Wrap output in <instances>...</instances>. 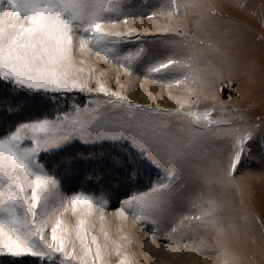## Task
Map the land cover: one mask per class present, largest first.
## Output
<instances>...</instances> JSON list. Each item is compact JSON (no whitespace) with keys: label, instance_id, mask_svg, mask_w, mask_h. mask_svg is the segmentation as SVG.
<instances>
[{"label":"rangeland","instance_id":"rangeland-1","mask_svg":"<svg viewBox=\"0 0 264 264\" xmlns=\"http://www.w3.org/2000/svg\"><path fill=\"white\" fill-rule=\"evenodd\" d=\"M81 2L86 16L98 12L105 20L104 30L123 34L125 42L117 41V62L113 57L105 59L103 53L97 56L91 44L80 50V34H75L73 75L93 93L103 84L107 91L123 97L124 103L110 101L104 94L74 91L68 93L73 95V102L65 111L71 106H87L89 113L98 111L114 119L142 117L166 125L167 134L185 145V158L168 181L178 190L172 214L157 223H153L150 210L142 211L140 204L126 201L163 180V169H157L158 179L114 201L73 193L39 161L41 170L59 181L52 194L58 210L48 222V242L52 243L50 230L57 219L71 230L73 238L78 221L84 219L101 246L107 245L103 264H120L122 260L125 264H221L225 247L238 264H264V0ZM0 6L8 10L7 0H0ZM125 17L127 23L120 22ZM125 56L131 59L125 60ZM167 59H178L191 67L173 66L150 74L152 67ZM122 64H130L131 71ZM182 74L189 78L183 80ZM176 79H182L179 86L174 83ZM128 104L139 108H128ZM206 109H215L207 119L231 121L253 133L230 183L218 179L216 161L226 158L227 147L214 124L203 127ZM181 112L184 114H175ZM202 176L207 177V183ZM73 194L91 197V207L78 204L74 214L67 199ZM201 194L216 202L215 218L222 234L196 222L173 234L170 225L175 226L179 217L198 212L191 202ZM89 211L91 215H86ZM76 252L82 255L78 244Z\"/></svg>","mask_w":264,"mask_h":264},{"label":"snow or ice","instance_id":"snow-or-ice-1","mask_svg":"<svg viewBox=\"0 0 264 264\" xmlns=\"http://www.w3.org/2000/svg\"><path fill=\"white\" fill-rule=\"evenodd\" d=\"M7 5L8 10L0 6V88L9 90L12 101L18 103L21 98H27L40 105L57 94L78 91L104 94L110 101L124 103L123 97L107 91L103 84L98 93H93L73 75L77 33L80 50L91 44L97 56L103 53L105 59L113 57L119 62V49L114 50V46L117 41L125 42L124 35L105 31L102 27L105 20L98 12L86 16L81 0H7ZM120 22L127 23V17ZM121 66L131 71L130 64ZM173 66L191 67L178 59H167L152 67L150 74L162 73ZM188 78L182 74L183 80ZM182 79L174 83L179 86ZM127 107L139 108L132 104ZM212 111L215 109L204 110L203 127L214 124L222 133L219 139L227 147V156L216 161V168L219 181L230 183L235 180L246 146H250L254 137L252 132L231 121L207 119ZM187 114L201 115L199 112ZM16 120L19 122L14 121L8 130L0 126V256L34 257L44 264H57L58 260L60 264H103L107 245L101 246L84 219L78 221L74 238L71 230L62 227V221L57 219L50 230L52 243L46 239L49 219L58 210L52 194L59 188L55 176L41 170L39 160L46 154L67 153L73 148H84L87 152L99 147L110 151L99 158L83 155L78 163H99L133 174H138L145 165L163 169V180H158L148 191L131 196L126 203L136 202L142 211L150 210L154 214L153 223L163 222L172 214L178 190L168 181L172 170L185 158V145L167 134L166 125L142 117L114 119L98 111L89 113L87 106L78 105L53 118L41 115L35 120H23L17 116ZM202 179L208 182L206 176ZM67 199L74 214L78 204L84 203L90 208L93 202L91 197L82 194H73ZM191 205L198 212L179 217L175 226L170 225L173 234L180 228L192 227L193 222L199 227L212 226L222 234L223 228L215 218L218 206L211 197L201 194ZM119 211L122 213L124 209ZM85 214L91 215V212ZM77 244L82 255L76 252ZM14 264L21 261L17 259ZM221 264H238L226 247Z\"/></svg>","mask_w":264,"mask_h":264},{"label":"trees","instance_id":"trees-1","mask_svg":"<svg viewBox=\"0 0 264 264\" xmlns=\"http://www.w3.org/2000/svg\"><path fill=\"white\" fill-rule=\"evenodd\" d=\"M72 94H57L42 101L40 105L31 99L21 98L19 102L11 100V94L7 88H0V126L5 130L12 127L17 116L23 120H35L38 116L51 118L56 114L67 110L72 104ZM110 151L106 148L88 149L73 148L70 152L60 154H46L39 161L45 169L65 181L73 193H88L109 200H121L130 194L138 192L142 187L159 178L156 168L145 165L138 174L122 171L118 168H109L104 164H80L79 159L83 155H95ZM117 203V202H116ZM19 259L21 264H44V261L34 257L13 258L0 256V264H14Z\"/></svg>","mask_w":264,"mask_h":264},{"label":"crops","instance_id":"crops-1","mask_svg":"<svg viewBox=\"0 0 264 264\" xmlns=\"http://www.w3.org/2000/svg\"><path fill=\"white\" fill-rule=\"evenodd\" d=\"M117 46H118V42L115 43L114 50L118 48Z\"/></svg>","mask_w":264,"mask_h":264}]
</instances>
